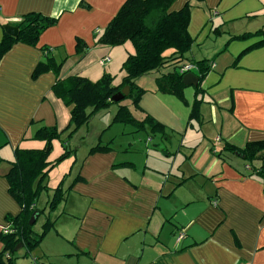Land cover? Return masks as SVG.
<instances>
[{
    "label": "crops",
    "instance_id": "0c3cea01",
    "mask_svg": "<svg viewBox=\"0 0 264 264\" xmlns=\"http://www.w3.org/2000/svg\"><path fill=\"white\" fill-rule=\"evenodd\" d=\"M125 1L0 0V39L3 25H14L27 13L57 18L37 47L16 44L0 60V234L9 230L6 217L20 212L5 178L14 150L42 148V142L32 139L35 131L42 126L60 131L69 121L70 108L50 92L54 75L31 79L42 56L39 47H48L56 62L65 60L61 77L96 81L108 74L118 85L124 77L121 65L133 48L130 43L96 45L95 35ZM187 3L193 43L182 63H213L196 97L201 100L199 120L190 119L195 95L184 105L158 92L155 80L165 74L161 70L174 66L167 61L159 71L135 81L144 90L139 109L131 100L126 107L135 119L149 115L162 125L168 140L112 123L119 107L114 104L98 111L72 137L67 138L69 131L62 133L58 157L64 148L71 153L43 181L47 198L41 196L44 192L39 195L36 208L43 213L34 221L40 220L36 231L46 220L53 227L29 257L24 258L20 248L15 264H264V179L249 170L264 168V156L242 163L239 156L222 150L226 144L241 149L264 141V46L253 47L263 35L237 39L264 32V0H174L169 10L178 11ZM76 39L87 46L80 58L75 55ZM103 58L109 62L100 66ZM92 123L98 137L89 147L82 144ZM113 125L130 127V133H119L127 139L146 134L152 147H133L139 143L136 137L110 146ZM56 143L49 161L57 158L52 157ZM96 145L109 150L90 155ZM61 180L62 189L68 190L49 212L48 201Z\"/></svg>",
    "mask_w": 264,
    "mask_h": 264
},
{
    "label": "trees",
    "instance_id": "16d2710c",
    "mask_svg": "<svg viewBox=\"0 0 264 264\" xmlns=\"http://www.w3.org/2000/svg\"><path fill=\"white\" fill-rule=\"evenodd\" d=\"M174 0H126L116 15L107 26L95 35V44L108 47L122 46L130 43L133 52L127 56L120 70L124 77L118 85H113L114 77L103 74L98 80L90 81L79 75L61 77V69L65 60L56 62L50 55V49L39 47L41 59L31 73L34 81L45 73H52L55 82L50 88L52 95L62 104L70 108L69 121L63 130L56 127L42 126L38 128L32 139L43 143L40 149L16 148L13 153V161L5 178L8 182V193L20 207L16 216H7L9 230L0 234V242L3 245L0 251V264H15L17 251L21 246L24 249L23 257H29L30 253L38 247L46 233L53 227V222L46 220L39 234L34 233L29 220L34 215L39 217L43 211L36 208V202L42 192L48 188L43 184L49 171L58 163L67 158L71 151L64 148L63 153L54 161L48 157L52 152V143L60 141L62 133L69 131L67 138L72 137L76 131L86 125L98 111L109 108L111 105H119L120 102H112L111 98L124 87L129 88V93L124 99L131 100V105L138 110V101L144 90L139 88L135 81L152 72L159 71L167 61L172 63L173 69L161 75L155 80L158 92L175 96L184 105H187L183 97L182 76L176 72V68L184 60V56L191 48L192 38L188 33L190 18V5L185 4L178 11H170ZM18 28L16 37H11L3 32L0 39V60L16 44H23L32 48L37 47L39 37L50 27L55 26L57 18H51L39 13L31 12L18 17L14 22ZM263 35V40L253 47L264 46V32L246 34L237 39H245L253 35ZM251 47V48H253ZM87 50L86 44L76 39L75 55L82 57ZM172 51L166 58L164 53ZM248 51V50H246ZM183 59V60H182ZM197 68L196 76L199 79L198 86L194 88L195 100L191 106L190 119L199 120L200 88L205 75L212 68L210 60H201L194 63ZM112 123L131 125L137 131H149L159 133L165 140L169 138L164 134V127L155 122L149 115L142 120H137L124 105H119ZM107 147L96 145L89 154L103 153ZM223 151H228L240 158L254 162L262 160L264 156V141L247 143L243 148L232 145H224ZM2 159L0 158V163ZM255 174L264 179V168L253 169ZM79 180V179H76ZM68 190V189H67ZM67 190L62 189V180L53 190V196L48 201V211H54L62 202Z\"/></svg>",
    "mask_w": 264,
    "mask_h": 264
},
{
    "label": "rangeland",
    "instance_id": "374dc122",
    "mask_svg": "<svg viewBox=\"0 0 264 264\" xmlns=\"http://www.w3.org/2000/svg\"><path fill=\"white\" fill-rule=\"evenodd\" d=\"M173 69V66L170 68H166V69H162L161 70V73H168V72H170L171 70ZM191 73H193V74H196V71H192ZM159 75V74H158ZM112 77H114V76H112ZM117 78V77H116ZM114 79H115V77H114ZM153 83H154V81H152ZM194 88H192V87H185L184 89H183V97H184V99L185 100H188V101H190V100H192V98H193V95H194ZM172 98H174L175 100H177V98L174 96V97H172ZM129 101L130 100H128V99H123V100H121V103H120V105H124V106H128L130 103H129ZM120 102V101H119ZM178 102V101H177ZM178 104H180V101L178 102ZM181 104H183L182 102H181ZM114 105H116V104H114ZM119 106V105H118ZM181 106V105H180ZM117 112V111H116ZM101 122L102 123H106V126L107 125H109V124H107L108 122H106V120L105 119H103V120H101ZM95 124V123H94ZM93 123L89 126V132H88V136H87V138H86V141L84 142V144H82V145H88L89 147L90 146H93V145H95L96 144V139H97V137H98V134H95V130L97 129V127L95 128V125H94ZM113 129L110 131V133H109V135L110 134H115V138H114V142L110 145V146H112V147H118V144H120V142L122 143L123 141H132V140H135V139H131L130 140V138H133V137H136V139L138 140V145H136V146H133V147H135V148H141V147H144L145 146V144H147L148 146H150V147H152V145L153 144H148L149 142H148V138H147V135L146 134H144V133H136V135L135 134H132L131 136H129L128 137V139L127 138H125L124 137V135H123V137L121 136V134H119V133H130L131 131H132V129L130 128V127H123V126H119V125H113V127H112ZM133 128V127H132ZM121 129L123 130V131H121ZM135 130V129H134ZM155 144V143H154ZM156 147H158L159 148V145H157ZM60 152H62V146H61V144H60V141H58V143H56L55 144V151H54V153L52 154V157L54 158V157H58V153H60ZM60 155V154H59ZM240 158V157H239ZM56 158H54V159H52V161H54ZM239 161H240V159H238ZM241 161H242V163H244V162H248V161H246V160H244V159H242L241 158ZM248 163H250V162H248ZM252 163V162H251ZM249 169V168H248ZM249 170H252L251 169V166H250V169ZM50 183H52V182H50ZM53 185V184H52ZM53 187V186H52ZM45 192L43 193V194H41V196H45ZM47 198V196H45V199ZM40 203H42L43 204V199L41 198L40 199ZM44 205V204H43ZM40 208V207H39ZM38 208V209H39ZM39 224H40V220L37 222V224H34V226H33V231H34V233H36V234H39L40 232H41V228H40V231H36V229L35 228H37L38 229V227H39Z\"/></svg>",
    "mask_w": 264,
    "mask_h": 264
},
{
    "label": "water",
    "instance_id": "95a60500",
    "mask_svg": "<svg viewBox=\"0 0 264 264\" xmlns=\"http://www.w3.org/2000/svg\"><path fill=\"white\" fill-rule=\"evenodd\" d=\"M3 31L11 36V37H16L18 34V28L9 24H5L2 26ZM182 84L184 86H193V87H197L198 83H199V79L198 77L193 74V73H187L185 75L182 76ZM129 93V88L128 87H124L120 92H118L117 94H115L111 100L112 102H119L121 100H123L125 98V96H127ZM35 221V217L34 215L30 218L29 220V224L32 225ZM21 248V246H17L15 248V251H18Z\"/></svg>",
    "mask_w": 264,
    "mask_h": 264
},
{
    "label": "built area",
    "instance_id": "2783aa9c",
    "mask_svg": "<svg viewBox=\"0 0 264 264\" xmlns=\"http://www.w3.org/2000/svg\"><path fill=\"white\" fill-rule=\"evenodd\" d=\"M107 62H109V59L108 58H103V59H101L100 61H99V65L100 66H103V65H105V63H107ZM192 71H196L197 72V68H196V66L194 65V64H192V63H188V62H186V63H182L181 65H179L177 68H176V72L179 74V75H181V76H183V75H185V74H187V73H191ZM214 141L216 142V143H218V142H220V139L219 138H215L214 139ZM7 232V231H6ZM5 232V233H6ZM182 237V234H180L179 236H178V239H180Z\"/></svg>",
    "mask_w": 264,
    "mask_h": 264
}]
</instances>
